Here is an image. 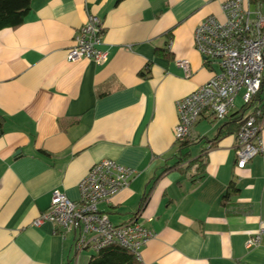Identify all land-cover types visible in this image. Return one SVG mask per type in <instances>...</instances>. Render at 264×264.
Segmentation results:
<instances>
[{
    "label": "crops",
    "instance_id": "obj_1",
    "mask_svg": "<svg viewBox=\"0 0 264 264\" xmlns=\"http://www.w3.org/2000/svg\"><path fill=\"white\" fill-rule=\"evenodd\" d=\"M252 5L264 11V0ZM89 13L103 21L109 58L68 61ZM208 15L224 18L221 0H33L22 25L0 30V264L89 263L73 233L34 221L55 189L79 201L102 159L138 172L99 208L154 232L140 264H264V239L247 247L264 228V148L241 169L236 133L210 148L241 95L227 121L206 115L197 140L175 138L177 101L212 76L194 41Z\"/></svg>",
    "mask_w": 264,
    "mask_h": 264
},
{
    "label": "built area",
    "instance_id": "obj_2",
    "mask_svg": "<svg viewBox=\"0 0 264 264\" xmlns=\"http://www.w3.org/2000/svg\"><path fill=\"white\" fill-rule=\"evenodd\" d=\"M221 8L223 19L208 15L195 30V46L212 76L177 101L175 138L178 143L196 139L194 127L206 115L213 121H224L235 108L237 96L241 95L243 105H252L244 113L243 123L236 133V164L241 169L264 148V94L253 103L264 89V11L261 7H253L252 0H221ZM104 31L102 19L89 13L74 38L67 60L107 61L109 54L103 49ZM177 64L186 77H191L188 59H180ZM137 174L135 169L113 159H102L80 182L79 201H73L55 189L49 209L35 219L34 224L50 222L57 233H73L76 255L89 250L97 253L117 244L130 250L140 261L142 249L153 238L154 232L137 217L115 224L99 208L100 203L110 202L128 188ZM263 239L264 228H261L249 237L247 247L260 245Z\"/></svg>",
    "mask_w": 264,
    "mask_h": 264
},
{
    "label": "trees",
    "instance_id": "obj_3",
    "mask_svg": "<svg viewBox=\"0 0 264 264\" xmlns=\"http://www.w3.org/2000/svg\"><path fill=\"white\" fill-rule=\"evenodd\" d=\"M258 1L259 0H252V2L255 3ZM32 2L33 0H0V30L4 28H16L22 25L32 9ZM263 94L264 89H262L258 93L257 98H255L253 103L259 101V98L262 97ZM251 106V104L243 105V107L237 113L229 118L228 123H225L219 128L217 136L213 139V143H211L210 148L215 146L222 137L227 136L233 132L237 133L241 124L243 123L244 113ZM3 124L4 121L0 116V134L3 132ZM195 140H197V138L185 141L181 143V145L184 146L191 144V142H194ZM204 154L201 156L202 158L204 157ZM200 161L203 160L197 159V162H199L202 166L203 164ZM232 188H234L233 184H231V187H229L226 195L223 198V202H225V205L226 200L230 197V191L233 190ZM88 264H140V261L127 248H124L117 244H113L101 249L97 253H94L91 256Z\"/></svg>",
    "mask_w": 264,
    "mask_h": 264
},
{
    "label": "rangeland",
    "instance_id": "obj_4",
    "mask_svg": "<svg viewBox=\"0 0 264 264\" xmlns=\"http://www.w3.org/2000/svg\"><path fill=\"white\" fill-rule=\"evenodd\" d=\"M214 127V126H213ZM91 255H93L94 254V251H92V250H89L88 251Z\"/></svg>",
    "mask_w": 264,
    "mask_h": 264
}]
</instances>
